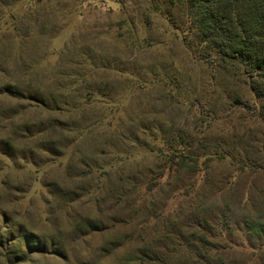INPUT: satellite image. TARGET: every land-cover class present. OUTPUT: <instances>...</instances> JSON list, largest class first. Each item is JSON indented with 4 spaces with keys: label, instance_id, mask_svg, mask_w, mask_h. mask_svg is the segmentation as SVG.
Masks as SVG:
<instances>
[{
    "label": "rangeland",
    "instance_id": "rangeland-1",
    "mask_svg": "<svg viewBox=\"0 0 264 264\" xmlns=\"http://www.w3.org/2000/svg\"><path fill=\"white\" fill-rule=\"evenodd\" d=\"M183 9L167 0H0V264H160L140 249L146 230L161 225L150 215L163 209L172 216L177 201L164 202L165 184L140 197L129 190L154 169L144 155L161 130L162 138L203 154L200 169L183 176L191 184L183 199L187 224L197 220L199 187L209 219L224 216L225 223L210 222L222 230L209 242L232 245L230 258L240 264H264L258 100L242 80L222 78L182 42L187 37L195 46ZM81 51L92 60L82 62ZM33 89L54 104L89 101L69 119L29 100ZM97 114L104 124L81 126L70 141L59 124L47 129L55 120L79 123ZM50 147L60 153L50 156ZM116 156L128 162L107 181L80 163L114 167ZM95 183L105 187L95 190ZM165 246L171 249V240Z\"/></svg>",
    "mask_w": 264,
    "mask_h": 264
},
{
    "label": "trees",
    "instance_id": "trees-1",
    "mask_svg": "<svg viewBox=\"0 0 264 264\" xmlns=\"http://www.w3.org/2000/svg\"><path fill=\"white\" fill-rule=\"evenodd\" d=\"M167 2L170 5L183 4L187 22L185 31L190 32L189 37L194 39L195 46L189 44L187 37H183L182 42L195 49L193 53L205 64L222 73V78L230 76L242 80L247 89L258 100L257 113L264 120V0H167ZM80 54L82 62L86 63L92 60V54L86 51H81ZM72 75L74 79L78 78L76 72H73ZM26 95L36 105L50 111H59L66 114L69 119H72L73 114L76 115L78 111L80 113L89 101L83 100L78 105H69L66 101L54 104L52 102L54 98L48 97L46 92L38 89H33V92L28 91ZM97 115L99 116L94 119L83 117L79 123H73V120H55L47 126V129H52L56 124H59L60 132L68 130L71 134L70 141L73 137L75 138L76 132L81 126L90 128L94 125L93 122H97L96 126L103 125L104 115ZM161 133L157 138H152L151 134L150 139L158 141V145L156 147L146 146L147 151L144 155L145 159L148 157L153 159L155 162L154 169L147 171L144 180L139 181L136 185L132 184L129 191L136 193L138 197L141 196L140 191L144 194H157L162 190L160 185L165 184L169 189L164 202L166 203L169 198H173L177 202L172 216L163 214L161 208V210H156L150 215L161 225L146 230L147 241L144 243L146 245L140 249L143 251V255L150 252V260L160 264H182L186 257L195 259L193 262L190 260L188 264H240L241 262L230 258L235 252L232 245L220 246L209 242V239H215L222 230V227L218 230H212L210 222L214 225L225 223L224 216L216 213L215 218L209 219V205L205 203L204 198L206 197L202 200L204 194L199 187L196 189L197 201L194 205V210L197 211L196 223L187 224L184 218L188 217L189 214L187 215L185 212L183 199L189 194L188 186L191 184L189 183L187 186L183 176L184 173H190L192 176L200 169L196 161L203 154L190 150L188 146L183 144L182 140L164 139ZM133 137L138 136L134 134ZM69 141L64 143L65 148L69 147ZM121 144H123V140H121ZM48 150L49 155L53 157L60 153L53 152L51 147ZM75 152V150L71 152L72 156ZM94 160L97 161L98 159L94 158ZM47 161L53 162L55 159L52 158ZM70 161L64 165L65 169L71 166ZM84 161L80 160L82 167L88 169L94 167L95 171H100L99 179L103 177L104 180L115 175L121 169V163L128 162L116 156L114 163H117L114 167L103 168L104 164L102 165L98 161L96 163ZM163 176L167 177V181L160 183L159 181ZM169 178H172L173 183L168 182ZM204 184L206 185V183ZM47 185L50 191H55L52 184ZM103 187H105L104 184H94L95 190ZM201 189H203V184ZM120 195H124V193L121 192ZM140 206L143 207V205ZM220 217H222L221 221ZM169 226L172 228L169 229ZM261 227L257 226V229L259 230ZM195 229H198L197 237L192 234ZM168 239L172 243L171 249L165 246ZM149 245L151 248L146 247ZM256 252L257 248H252L250 255H256ZM242 255L247 254L242 253ZM250 261L248 264H252Z\"/></svg>",
    "mask_w": 264,
    "mask_h": 264
}]
</instances>
